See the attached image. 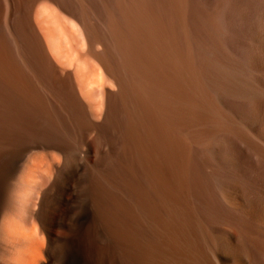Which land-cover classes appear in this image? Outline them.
Here are the masks:
<instances>
[{
    "label": "bare ground",
    "instance_id": "obj_1",
    "mask_svg": "<svg viewBox=\"0 0 264 264\" xmlns=\"http://www.w3.org/2000/svg\"><path fill=\"white\" fill-rule=\"evenodd\" d=\"M15 9V0H0V19L11 22ZM221 9V0H215L212 34L200 39L197 51L196 115L184 48L180 137L175 138L167 114L144 133L142 145L149 146L152 156H162L160 166L149 159L148 167L160 176H149L146 188L142 164L135 159L129 167L121 147L129 146L134 130L117 112L120 102L127 109L140 102L128 78L134 77L135 61L148 62V55L137 56L125 36V23L105 32L92 17L75 15L89 53L117 90L100 85L102 122H96L89 107L78 101L70 77H60L74 98L70 136L62 140L55 135L47 142L69 156L76 176L80 146H88L85 134L94 133L99 174L84 177L85 191L96 206L94 216L87 224L59 221L47 208L58 178L45 182L35 209L24 214L0 207V264H45L60 239V226L66 230L68 251L78 253L82 264H123L125 259L131 264H264V0H230L223 14L225 31ZM5 52L1 46L2 60ZM172 71L170 65L169 78ZM37 93L38 101L53 103ZM5 146L10 145L0 119V179ZM174 146H180V177ZM53 166L60 173L59 164Z\"/></svg>",
    "mask_w": 264,
    "mask_h": 264
},
{
    "label": "rangeland",
    "instance_id": "obj_2",
    "mask_svg": "<svg viewBox=\"0 0 264 264\" xmlns=\"http://www.w3.org/2000/svg\"><path fill=\"white\" fill-rule=\"evenodd\" d=\"M229 1L221 0L223 31L226 30L223 14ZM214 6L215 0H15L17 15L11 22L0 19V47L5 46L6 50L5 60L0 58V119L10 145L5 146L0 207L17 209L25 214L36 208L45 182L58 178L56 193L48 202L49 213L61 222L76 220L87 224L93 219L96 206L85 191L84 177L99 174L94 133L85 134L88 146H80L79 153L82 154L76 176L68 165L69 156L47 142L55 135L62 140L70 136L69 106L74 103V98L68 82L60 77H70L78 101L89 107L96 122H102L104 94L100 85L105 83L113 92L117 90L111 80L105 79L101 65L89 53L84 31L75 15L92 17L105 32L125 23L128 27L125 36L135 46L137 56L148 55V62L135 61L134 77L128 78L141 97L140 102L127 109L125 103L122 107L118 101L117 112L118 118L126 119L134 130L133 135L129 134L132 139L127 140L129 146L121 147L128 154L129 167L132 168L135 159L142 164L146 188L149 176H160V171L154 172L148 167L149 159L160 166L162 156H152L149 146L142 145L144 133L153 130L159 121L166 120L167 114L175 138L180 137L184 48L189 53L194 97L192 110L195 115L197 113V51L200 39L212 34ZM111 44L114 46L113 42ZM207 45L210 46V42ZM93 47L99 49L100 44L95 42ZM170 65L173 76L169 78ZM37 89L53 103L38 101ZM174 147L175 170L180 177V146ZM54 163L59 164L60 173L55 171ZM189 175L192 176V172ZM58 233L60 239L45 264H82L78 253L68 251L65 228L60 226ZM125 261L123 264H131Z\"/></svg>",
    "mask_w": 264,
    "mask_h": 264
}]
</instances>
